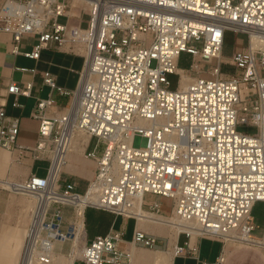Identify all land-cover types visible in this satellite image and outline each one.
I'll return each instance as SVG.
<instances>
[{
    "label": "built area",
    "instance_id": "obj_1",
    "mask_svg": "<svg viewBox=\"0 0 264 264\" xmlns=\"http://www.w3.org/2000/svg\"><path fill=\"white\" fill-rule=\"evenodd\" d=\"M227 30L248 36L229 59L231 74L221 69ZM0 33L11 36L14 55L38 61L44 49H66L84 57L74 90L42 71L50 93L30 112L40 122L34 146L17 144L20 118L1 101L14 95L13 106H21L18 97L31 96L33 82L11 81L0 94V152L49 162L44 176L0 178V188L34 200L22 263L28 255L49 263L57 242L73 240L67 207L74 216L83 206L84 213L91 207L170 226L187 236L175 255L196 253L192 240L205 236L254 242L245 235L255 238L251 213L264 202V0H0ZM23 37L33 38L30 51L21 50ZM183 52L193 56L189 70L178 67ZM243 125L256 131L242 132ZM79 133L88 136L84 156L97 164L83 193L76 180L62 178ZM137 135L146 147L133 146ZM161 197L172 198L169 213ZM123 235L97 236L77 260L130 264L131 248L119 247ZM157 241L136 228L131 244L154 248Z\"/></svg>",
    "mask_w": 264,
    "mask_h": 264
},
{
    "label": "crops",
    "instance_id": "obj_2",
    "mask_svg": "<svg viewBox=\"0 0 264 264\" xmlns=\"http://www.w3.org/2000/svg\"><path fill=\"white\" fill-rule=\"evenodd\" d=\"M11 43V36L0 33V94L5 93L6 86L11 81L33 82L31 96H19V107L13 106L15 101L14 95H8L5 100L6 112L10 116L20 118L19 134L17 136V144L34 146L38 140L39 120L30 117V112L34 107L37 98H46L50 93V88L43 84L42 71L50 70L56 75L60 85H65L63 79L57 72L58 66H63L64 60L69 61L70 52L66 49L54 50L44 49L41 53L40 60L26 58L21 54H12L8 46ZM33 38L23 37L20 48L22 51H30L32 49ZM7 45V46H5ZM76 55V54H73ZM71 59V58H70ZM70 70H73L71 61L69 62ZM25 66L29 69L37 68L36 74L29 72L22 73L16 70V67ZM83 65L77 70V80L72 87H65L71 90L77 88L80 80ZM63 81V82H62ZM58 103L63 106L67 102V98L57 96ZM18 152L16 150H3L0 152V178L9 180H25L32 173L39 175L40 169L35 168L34 160L27 154L21 161H16ZM68 162V160H67ZM85 170L80 172L78 168L72 166L63 170L62 178L74 179L78 183V191L84 192L93 178L97 164L95 160L87 159ZM67 164V163H66ZM74 170V171H73ZM47 172V169H46ZM46 174V173H45ZM149 199H156V196H148ZM161 201V198H159ZM34 200L21 194L0 188V237L13 236L15 232L23 234L24 227L18 226V221H25V225L29 224L24 205ZM34 206V205H33ZM65 216L68 221L74 220L75 216L72 208H65ZM26 217V218H25ZM91 218L94 227L92 230L88 228V221ZM7 224V225H5ZM3 225V227H2ZM85 225V244L92 241L97 236H104L111 230H122L124 232L123 240L119 243L121 249L131 248L133 258L130 264H197L198 261L216 262L219 258L224 257L221 264H264V248L262 246L240 244L233 241H224L221 238H213L205 236L192 240L197 246L198 251L189 256L175 255L173 247L176 244L182 245L187 241L185 234H177L175 237L174 229L170 226L155 224L148 220L136 221L132 218H126L116 215L112 212L100 210L96 208H87L84 213ZM2 227V228H1ZM144 229L150 234L158 237V241L154 248H146L138 245H132L131 240L135 229ZM261 236H255L257 239H263ZM173 237V238H172ZM84 244V245H85ZM55 250L62 246L61 243L55 244ZM75 264H86L81 260H77Z\"/></svg>",
    "mask_w": 264,
    "mask_h": 264
},
{
    "label": "rangeland",
    "instance_id": "obj_3",
    "mask_svg": "<svg viewBox=\"0 0 264 264\" xmlns=\"http://www.w3.org/2000/svg\"><path fill=\"white\" fill-rule=\"evenodd\" d=\"M247 44H248L247 34L242 33V32L235 33L231 30L226 31L225 41H224V46H223L224 61L221 65V69L224 74L234 73L235 67L229 64V59L233 56V53L236 50H241L243 47L247 46ZM70 58L68 59L69 61L64 60L63 66H58L57 68V72L60 74V76L63 79L65 78V82H64L65 85H62L63 87H66V86L72 87L74 85V83L77 80V74H78L77 70L84 63V57L82 55L70 54ZM70 61L72 63L73 70H70L68 68L70 66V63H69ZM192 62H193V56L187 52H183L180 55V58L178 61V67L183 70H189ZM215 62L216 60H214V64ZM169 80L171 81V88L176 89L179 83V76L175 74L169 75ZM238 129L246 133H254L256 131L255 127H250V126H245V125L239 126ZM95 142H96V139L92 140V145H94ZM147 143H148V139L141 135L135 136L133 140V146L138 147V148L146 147ZM84 159L87 160L86 157H84ZM48 165H49V162L43 161V160H39L35 163V168L40 169L39 176L45 175ZM161 202L163 205L162 211L165 213H169L172 207V202H173L172 198L161 197ZM251 215L253 218V222L256 226V229L253 231V235L261 236L264 233V202L263 201H257L254 204ZM88 228L89 230H92L93 228H95L94 224L92 223L91 218L88 221ZM72 249H73V240H70V241L63 243L62 246L59 247V249L56 251L59 253H62L66 259H69L72 254ZM76 261H77V257L74 260V264Z\"/></svg>",
    "mask_w": 264,
    "mask_h": 264
},
{
    "label": "bare ground",
    "instance_id": "obj_4",
    "mask_svg": "<svg viewBox=\"0 0 264 264\" xmlns=\"http://www.w3.org/2000/svg\"><path fill=\"white\" fill-rule=\"evenodd\" d=\"M189 77L184 76L182 79V84H184ZM88 141V136L83 133H79L75 136L71 150L67 156V164L63 167V169L71 168L72 166L78 168L80 172L85 170L86 159H84V147ZM74 171V170H73ZM94 174V173H93ZM15 181H18L17 179ZM24 205V212H26L27 219L29 221L31 216V210L33 208L34 203L32 201L28 202ZM153 217V215H151ZM26 218V217H25ZM149 222H153L149 219ZM143 221V220H142ZM19 227H24L25 231L23 234L19 232H15L13 236H5L0 237V264H74V260L76 257L80 256L82 253V249L85 244V225H84V212L83 206H80L77 209L74 218V237H73V249L72 254L69 259H66L62 253L53 251L52 260L49 263H40L36 260L33 255H28L23 263H22V253L24 249L25 237L27 234L28 224L25 225V221H18ZM174 229V228H173ZM175 237L178 234V231L174 229ZM236 235V234H234ZM248 240H254V242H246L244 240H240L237 238L226 237V241H233L242 244H250L256 246H262L264 248V237L263 239H257L250 236L245 235ZM173 238V237H172ZM194 240V239H193ZM82 245V246H81ZM56 246V245H54Z\"/></svg>",
    "mask_w": 264,
    "mask_h": 264
}]
</instances>
